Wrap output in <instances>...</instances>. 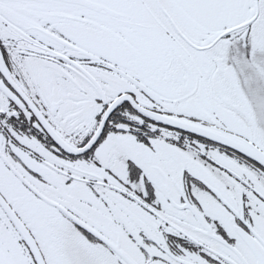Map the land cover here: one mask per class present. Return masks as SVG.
Instances as JSON below:
<instances>
[{
  "label": "snow or ice",
  "instance_id": "1",
  "mask_svg": "<svg viewBox=\"0 0 264 264\" xmlns=\"http://www.w3.org/2000/svg\"><path fill=\"white\" fill-rule=\"evenodd\" d=\"M0 264H264V0H0Z\"/></svg>",
  "mask_w": 264,
  "mask_h": 264
}]
</instances>
